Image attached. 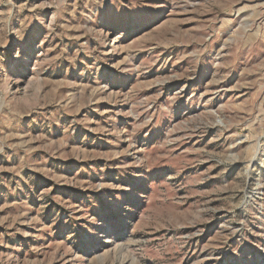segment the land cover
Listing matches in <instances>:
<instances>
[{"label": "rangeland", "instance_id": "rangeland-1", "mask_svg": "<svg viewBox=\"0 0 264 264\" xmlns=\"http://www.w3.org/2000/svg\"><path fill=\"white\" fill-rule=\"evenodd\" d=\"M0 264H264V0H0Z\"/></svg>", "mask_w": 264, "mask_h": 264}]
</instances>
